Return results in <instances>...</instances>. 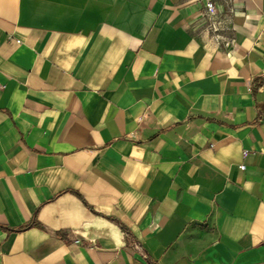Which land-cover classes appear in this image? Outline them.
<instances>
[{
	"label": "crops",
	"instance_id": "1",
	"mask_svg": "<svg viewBox=\"0 0 264 264\" xmlns=\"http://www.w3.org/2000/svg\"><path fill=\"white\" fill-rule=\"evenodd\" d=\"M213 2L0 0V264H264V0Z\"/></svg>",
	"mask_w": 264,
	"mask_h": 264
},
{
	"label": "built area",
	"instance_id": "2",
	"mask_svg": "<svg viewBox=\"0 0 264 264\" xmlns=\"http://www.w3.org/2000/svg\"><path fill=\"white\" fill-rule=\"evenodd\" d=\"M205 5H206V8L208 10V14H209L210 18L217 15V8H216V5L213 2V0H206ZM220 25H221L220 22H212L211 28H212L213 32L218 33L219 31H221ZM4 89H5V86L0 83V91H2ZM241 169L244 170L245 166H242Z\"/></svg>",
	"mask_w": 264,
	"mask_h": 264
}]
</instances>
